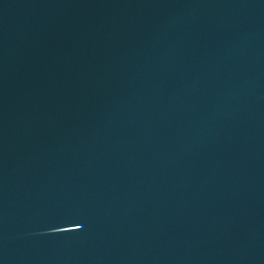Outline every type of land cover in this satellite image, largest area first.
Returning <instances> with one entry per match:
<instances>
[{"label":"water","instance_id":"95a60500","mask_svg":"<svg viewBox=\"0 0 264 264\" xmlns=\"http://www.w3.org/2000/svg\"><path fill=\"white\" fill-rule=\"evenodd\" d=\"M142 264H264V219L187 250Z\"/></svg>","mask_w":264,"mask_h":264}]
</instances>
